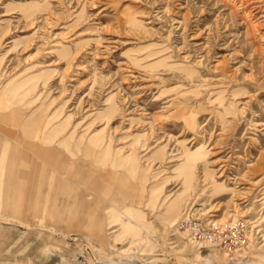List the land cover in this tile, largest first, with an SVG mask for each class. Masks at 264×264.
<instances>
[{
    "label": "rangeland",
    "instance_id": "374dc122",
    "mask_svg": "<svg viewBox=\"0 0 264 264\" xmlns=\"http://www.w3.org/2000/svg\"><path fill=\"white\" fill-rule=\"evenodd\" d=\"M4 143L0 264H264V0H0ZM37 146L133 213L31 207Z\"/></svg>",
    "mask_w": 264,
    "mask_h": 264
},
{
    "label": "crops",
    "instance_id": "0c3cea01",
    "mask_svg": "<svg viewBox=\"0 0 264 264\" xmlns=\"http://www.w3.org/2000/svg\"><path fill=\"white\" fill-rule=\"evenodd\" d=\"M8 145L4 143L2 146L0 145V176H4L1 172L3 168L6 169V164L12 162L13 159L10 156L11 150L8 148L9 152H6ZM34 161L31 162L32 171L31 173L20 172L21 177L29 176V183L31 184V197L33 205L31 207L37 209H46L47 205L44 201L41 202L42 196L44 198L48 197L51 190H53L52 183L56 182L58 189L55 193V200L60 198L62 201L59 204V209L66 211L69 215H74L75 219L69 220L68 225L72 227H86L90 230L94 231L98 236H102V227L104 223L97 219H89L83 220L80 215L84 210H88V205H86L82 198L85 200L86 198L92 197V191L86 192L83 188L78 187L80 184H84L85 181L90 179H94L95 182L102 181L104 178L109 179V181H113L114 183L111 185H102V191L109 196V198L116 197L121 202H116V200H112V202L108 205V210H115L120 215V220L125 221L123 216H126L130 213H133V209L136 207L130 201L132 199V193L128 194L126 191L122 190L118 183L120 182L123 187L126 185V178L119 177L121 181L118 183L115 180H111L112 176L109 172L114 175H118L120 171L105 169V168H94L89 166H79L73 165L69 166L71 159L63 156L62 154H57L51 150L50 147L43 148L41 146L35 147L33 151ZM47 161H43V159ZM39 172V176H38ZM39 177V178H38ZM124 178V179H123ZM131 183V182H128ZM21 196V195H20ZM86 196V197H85ZM114 199V198H113ZM22 198L20 199V201ZM86 202H89L87 199ZM130 201V202H129ZM128 202V203H127ZM21 209V204H19ZM57 209L56 207L54 208ZM106 226H109L108 220L105 222ZM118 225V224H113ZM110 227V226H109ZM117 231V228L115 229Z\"/></svg>",
    "mask_w": 264,
    "mask_h": 264
},
{
    "label": "bare ground",
    "instance_id": "6f19581e",
    "mask_svg": "<svg viewBox=\"0 0 264 264\" xmlns=\"http://www.w3.org/2000/svg\"><path fill=\"white\" fill-rule=\"evenodd\" d=\"M184 219H186V218H184ZM183 220V219H182ZM179 227V226H178Z\"/></svg>",
    "mask_w": 264,
    "mask_h": 264
}]
</instances>
